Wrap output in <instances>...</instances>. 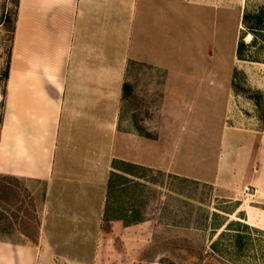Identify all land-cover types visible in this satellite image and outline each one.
<instances>
[{"label": "crops", "instance_id": "crops-1", "mask_svg": "<svg viewBox=\"0 0 264 264\" xmlns=\"http://www.w3.org/2000/svg\"><path fill=\"white\" fill-rule=\"evenodd\" d=\"M184 3L19 0L0 177L39 188L41 208L36 236L0 237V264H133L162 227L211 213L229 183L219 163L186 164L190 149L178 162L187 115L171 105L222 83L210 68L172 66Z\"/></svg>", "mask_w": 264, "mask_h": 264}, {"label": "rangeland", "instance_id": "rangeland-1", "mask_svg": "<svg viewBox=\"0 0 264 264\" xmlns=\"http://www.w3.org/2000/svg\"><path fill=\"white\" fill-rule=\"evenodd\" d=\"M191 2L180 6L184 50L178 57L170 45L172 66H181L186 75H195L198 65L215 70L214 81L222 88L220 94L215 93L217 86L205 88L207 95L195 97V102L189 97L180 109L172 103L177 113L187 115L185 121L180 119L183 129L178 128V162L186 160L190 149L186 164L219 163L229 184L216 188L210 214L193 217L185 231L162 227L157 240L143 248L133 264H264V30L249 32L255 17L264 13V0ZM13 8L14 0H0V115L2 71L10 43L2 22ZM242 41L244 56L238 59ZM184 84L192 96V80L187 77ZM252 93L259 95L262 107ZM40 195L29 183L0 177V237L37 235ZM76 250L91 254L90 248Z\"/></svg>", "mask_w": 264, "mask_h": 264}, {"label": "trees", "instance_id": "trees-1", "mask_svg": "<svg viewBox=\"0 0 264 264\" xmlns=\"http://www.w3.org/2000/svg\"><path fill=\"white\" fill-rule=\"evenodd\" d=\"M18 8H19V0H14V8L9 10L3 15V26L5 28V30L8 32V40H9V46L7 48V59H6V63L5 66L3 68L2 71V83H3V89H2V95H3V102H2V108L4 105V97H5V92H6V83L9 77V69H10V64H11V57H12V44H13V40H14V34H15V29H16V21H17V15H18ZM248 16L244 15V19H246ZM249 32L256 34V32L258 31H263L264 30V13L257 15L255 17V23L252 24L249 27ZM244 48H245V44L243 43V41L241 43L238 44L237 46V57L238 59H243V53H244ZM237 70V69H235ZM233 87L237 88L239 87V85L236 84V82L232 83ZM241 87V86H240ZM243 88V87H242ZM251 98L256 99L257 104L262 107V101L259 97V95L257 93H252L250 95ZM264 119V117H263ZM2 122V112L0 115V125Z\"/></svg>", "mask_w": 264, "mask_h": 264}, {"label": "built area", "instance_id": "built-area-1", "mask_svg": "<svg viewBox=\"0 0 264 264\" xmlns=\"http://www.w3.org/2000/svg\"><path fill=\"white\" fill-rule=\"evenodd\" d=\"M246 191H251L250 186H246Z\"/></svg>", "mask_w": 264, "mask_h": 264}]
</instances>
